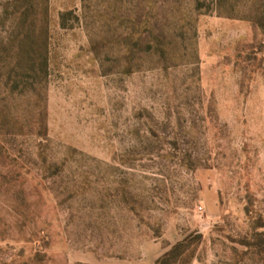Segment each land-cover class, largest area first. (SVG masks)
<instances>
[{"label":"rangeland","instance_id":"rangeland-1","mask_svg":"<svg viewBox=\"0 0 264 264\" xmlns=\"http://www.w3.org/2000/svg\"><path fill=\"white\" fill-rule=\"evenodd\" d=\"M187 236L264 264V0H0V264Z\"/></svg>","mask_w":264,"mask_h":264},{"label":"trees","instance_id":"trees-1","mask_svg":"<svg viewBox=\"0 0 264 264\" xmlns=\"http://www.w3.org/2000/svg\"><path fill=\"white\" fill-rule=\"evenodd\" d=\"M29 11L35 13L36 7L32 3L30 4L29 8H27L26 13ZM46 16L48 14V7L45 9ZM35 21H33V25ZM46 33L48 32V27L45 28ZM47 48V46H46ZM28 50V49H27ZM47 51V49H46ZM34 54V53H29ZM45 57V65H47V52L44 54ZM31 60H35L34 56L32 55ZM258 244V243H257ZM262 245V243H261ZM192 242L190 237H185L183 240L178 241L177 243L173 244L165 253H163L157 260L155 264H191L194 254L191 249Z\"/></svg>","mask_w":264,"mask_h":264},{"label":"built area","instance_id":"built-area-1","mask_svg":"<svg viewBox=\"0 0 264 264\" xmlns=\"http://www.w3.org/2000/svg\"><path fill=\"white\" fill-rule=\"evenodd\" d=\"M200 209H202V207H200Z\"/></svg>","mask_w":264,"mask_h":264}]
</instances>
